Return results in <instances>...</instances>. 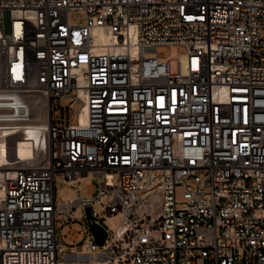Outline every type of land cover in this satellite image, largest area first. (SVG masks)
<instances>
[{"label": "built area", "instance_id": "1", "mask_svg": "<svg viewBox=\"0 0 264 264\" xmlns=\"http://www.w3.org/2000/svg\"><path fill=\"white\" fill-rule=\"evenodd\" d=\"M0 141V264H264V0H0ZM56 172L101 181L57 204ZM85 207L103 245L60 254Z\"/></svg>", "mask_w": 264, "mask_h": 264}, {"label": "rangeland", "instance_id": "2", "mask_svg": "<svg viewBox=\"0 0 264 264\" xmlns=\"http://www.w3.org/2000/svg\"><path fill=\"white\" fill-rule=\"evenodd\" d=\"M69 20L73 23L80 24L85 19V12L83 10H72L68 14ZM186 49L179 45H170V46H160L157 49V55L162 57H168L171 59V68L175 70L176 68V60L178 59L181 52H185ZM151 56H155L154 53L150 54ZM71 101V98L60 99L58 102H53L58 104L60 107L67 106ZM81 107L80 102H75L73 104L72 109L69 110L70 114H75ZM36 108V107H35ZM34 108V114L37 112ZM72 123L75 122L74 119L71 120ZM8 144V142H4ZM11 153L8 151V156ZM101 181L100 176H95L91 172L87 173V175L79 177L73 181H68L63 177L61 172H56L54 175V189H55V201L57 204H65L71 203L77 198H81L86 200L91 197V195L87 192L88 185H93L96 188L99 186ZM115 182L118 181V176L115 175ZM185 184H192L190 180H185ZM184 188L182 186L176 187V201L182 202V192ZM99 220L101 223L108 229L110 233L114 232L117 226L120 224V215L111 216L105 218L102 213L99 215ZM71 228L76 231L85 230L84 234H79L77 236L75 244L72 241L65 238L67 231L70 229L68 225V221L65 216L62 214H58L56 218V234H57V246L61 249V253L68 254H87L90 253V249L86 246V243L90 240L89 234L87 232V226L82 218L71 219ZM99 252L93 251V257H96V254ZM62 258V257H60Z\"/></svg>", "mask_w": 264, "mask_h": 264}, {"label": "bare ground", "instance_id": "3", "mask_svg": "<svg viewBox=\"0 0 264 264\" xmlns=\"http://www.w3.org/2000/svg\"><path fill=\"white\" fill-rule=\"evenodd\" d=\"M37 99H35V98L32 99L33 104L36 105L35 100L37 101ZM38 104H39L38 106H34V108L36 107L35 109L37 112L35 114L33 112L35 119L38 121L36 123V126L37 127H44L45 121L43 120V116L46 114V107L44 106V104L40 100H39ZM24 131L27 133L28 138L33 139L34 135L31 132V129L29 127H26L24 129ZM8 135H10V133L5 134V136H8ZM16 144H17L16 149H17L18 155L22 158H25L26 156H28L30 141L29 140L25 141V140L20 138L16 141ZM14 155L15 154L11 153L8 156L7 144H5L3 141H0V166L7 164L11 160L15 159ZM89 190H91V187H89ZM58 264H67V263L60 261Z\"/></svg>", "mask_w": 264, "mask_h": 264}, {"label": "water", "instance_id": "4", "mask_svg": "<svg viewBox=\"0 0 264 264\" xmlns=\"http://www.w3.org/2000/svg\"><path fill=\"white\" fill-rule=\"evenodd\" d=\"M84 211L88 232L93 237L95 244L102 246L107 236L106 230L92 219L89 207H85Z\"/></svg>", "mask_w": 264, "mask_h": 264}, {"label": "crops", "instance_id": "5", "mask_svg": "<svg viewBox=\"0 0 264 264\" xmlns=\"http://www.w3.org/2000/svg\"><path fill=\"white\" fill-rule=\"evenodd\" d=\"M71 231H73V232H79V231H76L75 229H71ZM67 232H69V231H67ZM74 235H75V233H74Z\"/></svg>", "mask_w": 264, "mask_h": 264}]
</instances>
